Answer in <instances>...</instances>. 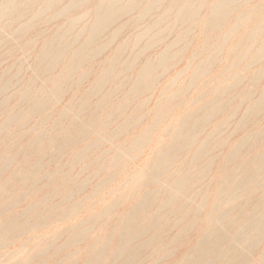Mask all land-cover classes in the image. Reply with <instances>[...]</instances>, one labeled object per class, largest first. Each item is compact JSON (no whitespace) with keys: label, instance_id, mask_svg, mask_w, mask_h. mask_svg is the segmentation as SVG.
<instances>
[{"label":"rangeland","instance_id":"rangeland-1","mask_svg":"<svg viewBox=\"0 0 264 264\" xmlns=\"http://www.w3.org/2000/svg\"><path fill=\"white\" fill-rule=\"evenodd\" d=\"M246 8H251L252 10L253 16H251V22H249L250 24H248L247 27L243 31H241L242 34L239 33L237 36L233 37L232 41L228 40L227 43L224 42L222 44L223 50L219 54L218 60L214 63V65L212 64L211 67L209 66L208 68L209 72L206 73V75L202 77L200 80H198L199 77L197 76H196L197 78H195V74L200 73L198 67L195 65H198L200 61L206 59L207 55L206 53L197 54V49L205 45L203 42L205 41L206 38L205 37L202 38L201 31L196 27H195L196 30L194 29L192 31L190 30V32L188 31L189 34L188 41L183 40L181 37L179 38L178 35L180 36L182 34V31L189 29V27H191L190 25H186V27H184L185 29L182 28L183 30H181V28L179 30L178 28L180 32L175 30L171 34H165L163 36L164 43L154 46V48L151 51L144 53V55H142L138 60L137 65L139 66H137L133 71H131V73H127L126 76H123L122 78L118 79L116 84H119L121 80H124V78L128 79L129 77H130L129 79L131 80L130 84H132L135 80L136 73H138V71L140 70V65L143 64L148 59V57L149 58L151 57V60L155 57L153 60L156 61L158 56L162 53L163 49H165L171 43L174 44L175 42H179V46L177 45V47H175V51L176 52L179 51V52L177 53L178 55L175 56L174 61L168 63L167 65H165V67L164 66L160 67V69L157 70L155 74V76H157L155 77L156 83L152 88V90L149 93L143 95L142 97H139V100H137L135 104H133L132 107L130 108L132 110L129 109L130 112H132L134 111L133 107L136 106L139 107L140 114L138 116L139 119L138 122L134 124L132 120L133 127L130 128L129 131H125L117 134H115V132H112V130H114L116 125L120 124L121 122H124V120H120V122H117V124L115 125L111 124L110 127L106 128V132H95L94 129L88 130L87 132H83V125L85 122L82 120H85L87 118L89 112L88 110L87 111H85L84 109L82 110V108H80L79 111L78 105L80 102L79 101L80 97L83 94H86L87 91L89 90V87L91 85L89 84V82L81 85L77 89H73L70 92H66V94H64L63 96L53 98L54 102L56 103L54 102L51 103L53 105L54 104L57 105L56 106L54 105L55 107L53 106L54 107L53 109H48L47 112L43 114V116H48L50 118L54 117L51 123L42 126L40 124L41 116L25 117L24 114H21L20 118L23 119L22 122L24 121L25 126L21 127L19 124L17 126L11 125V128L5 130V128H3L4 122L10 117V115L17 116L20 114V113H15L13 107L19 104L18 102L20 101V97L26 94L30 89L28 88L27 83L30 81L31 77L33 76L32 60L35 58L36 53L38 52L39 49L38 47L35 46L39 44L35 43L34 45L31 39L29 40L24 39L23 41L20 40L21 42L19 41L17 42L16 37L13 38L10 37L9 38L10 42L8 46L6 47L0 46V62L5 63L4 66L5 68L7 66H11V67L13 65L15 66V68L12 69L9 76L6 77L9 79L12 78L11 85L6 87L5 90V92L8 91L6 95L7 97L10 96L9 98L11 100L7 104V106L4 105L3 108L0 109V138L1 139L4 138L6 140V143L10 145L12 144L25 145L28 144V140L34 139L35 135L37 137L38 134V137L35 138L37 139L35 142V148L33 149L32 152L30 151L27 152L28 160L17 161L18 159L17 157V159L11 164L10 168L0 175V264H86L88 258L92 256L96 250H100L101 243L104 240H106L108 236L112 237V233L117 232V231L113 232V229L124 221L125 211H128L131 207H133L137 201L142 200V196L144 198L145 193H148L153 190L154 191L158 190L160 186L162 187V183L164 185L162 187V190H158L159 192V194L157 195L158 198L156 197L155 200H151L152 204L155 203L153 205L154 206L153 214L156 215L164 214V213L170 214L173 213L174 211L176 212V209H178L177 212L179 211L178 213L180 215H183V214H187L190 208H191L190 212L192 211V214L188 212L187 215H184L185 218H182V221L180 220L179 217L175 218L171 216L170 227H168L167 229L170 232L168 236L172 239H175L173 237L177 233H181L176 235V238H178V242L172 244L166 251L158 252V250H155L156 249L155 247H157L156 240L158 239V236H156L155 244L150 246L151 249L149 250V252L147 254H144V256L142 257V261L145 260L143 264H153L154 262H155L154 264H156L157 263L156 261H158L157 264H186V262L187 264L189 263L192 264L195 261V259L198 258V260H201L203 259V257L207 259V261H205L204 263L199 262L197 264H213V263L228 264V262H230V264L233 263L234 264H241V263L264 264V259H263L264 234L263 233L260 232L256 233L258 229H254L251 233L254 236L253 238L254 242H250L248 244L242 243L240 241L238 242V240L240 239V235L241 236L243 235V233H240V231L244 225L245 219L248 216H251V218H253L252 220H255L258 219V217H260L264 213V210L258 211L257 213V207H256V204H258L256 200H258L261 197L264 201V182H262L263 176L260 175L256 179L255 181L256 183L252 185L253 187L249 186V188L251 187L250 189L245 188L246 186L244 188L242 187V189L237 188L238 185L237 182H240V177L238 176L239 170L242 169L243 165L245 164V161L250 159V157H253L257 152H253V151L248 152V149H245L246 152L245 150H243L240 153H238L237 151L236 155L232 156L234 154L233 149L239 145L241 139L243 138V135L245 136V134L247 133L248 134L253 133L255 132L256 129L249 127L244 131L237 130L238 133L231 132V130L229 129H228L229 132L226 133L219 132L218 134H222V139L224 137V139L222 140V144L221 146H218L213 149V152H211L208 155L205 162H208L210 157L213 158L212 156H214L213 159L216 160L214 161L213 159H210L208 163L203 162V166H205V164L207 166H210L206 168V170H208L209 168L208 171L210 172L206 171V174L208 173L210 176L207 174L206 177L208 179L205 177L204 180L202 181V184H200V182L195 181L196 184H194V186L197 185L196 188L194 186L192 188V185L190 184L189 187L183 189V191L185 190L184 192L175 190V186H177L176 183L178 182L177 184H179V181L182 180L180 179V177L185 178L187 175V178L190 177L192 178L193 177L192 175H194V173L196 176L200 173V169L202 168L201 166L191 167L190 170L186 172L184 171L189 166L188 163H191L189 162L191 161V159L189 160V157L192 156L193 158L194 153L197 152V150H199L200 147L202 146L200 142L203 143V140H206L208 138L207 135L213 133V132L211 133V131H213L214 127H209L208 131H205V133L203 132V134L199 136V138L196 141L197 143L195 142L196 144H193V146L190 148L188 147V149L186 148V150H184L181 153V156L178 157L179 159L177 160V162L176 161H175L176 163L174 162L175 164L174 166H172L171 171L165 174L164 176H162L164 178L162 177L160 178L159 176H156L155 178H153L154 180L151 179L150 178L151 176L149 177L150 174H148L150 173L151 169H147L149 164L155 160L157 153L160 151L163 152L162 148H164L172 141H174L172 139L175 135V131L180 130L184 125L185 121L190 116L198 113L203 107L210 105L216 100L218 95L217 91H224L228 87L229 88L233 87L236 81L244 80L246 79L245 78L246 76H250L253 73H255L257 70L264 67V61H262L255 66H248L244 68V64H246L245 62L243 66H241L240 68H236L234 70L232 69L230 70L229 68L226 69V67L230 65L225 57V55H227L228 52L226 51L227 47L229 48V44L230 43L232 44L233 41L247 39L245 37V33L247 34V32L250 30L251 27L253 28L256 27L257 24L259 23V19L261 18V16H264V0H252L251 2H249L248 5H246ZM91 9L93 8L90 6H85L84 8H79L75 10L69 16H74L75 14L83 15L84 13L91 12L92 11ZM142 9L143 6H140V8H138L137 11H135L132 17H136L137 15H139ZM157 15L158 13L155 14V16ZM204 19L205 18L201 16L199 18H196L194 20V23L195 24L199 23L200 21H204ZM126 21H128V19L122 20L120 24L117 25L116 27H119L120 25H122L121 23L124 24ZM152 21L153 19L151 18L145 20L141 24L142 28H144L146 24H150ZM65 22H66L65 18H61L56 22L55 21L50 22L49 24L45 25V27L43 28H49V29L53 27L55 28L56 26H60ZM90 25L91 23H89V20L83 21L82 23H80V25H78L77 27L78 30L76 29L77 33L78 31L83 29L82 28L83 26L87 30ZM239 27L237 28L239 29ZM1 30H2V25H0V31ZM224 30L225 28L223 30L221 29L220 32H223ZM140 31H137V33L135 30H129V29L127 31H124L125 33L123 32L121 38H119L116 43H114L108 48V50L104 53V56H102L99 60L95 62V65L93 64L94 67L99 68L100 64L97 65V63L99 61H100L99 63H101L104 57L107 58L111 56L112 53L114 52L113 48L115 46L119 44H126V43L129 44L127 42L128 39L130 40L129 42H131V45H134L135 41L133 39L138 33H140ZM6 33L10 35L8 31H6ZM211 36L212 38L214 37L213 34H211ZM146 41L148 42L149 40H143L142 42H139L138 43L139 49L138 48L135 50L130 49L129 52L134 51V54H136V52L138 53L140 48L146 46ZM30 42L34 46H30V48H28L27 51H22V52L19 51L21 46ZM160 45L163 46L161 47ZM16 52H18V54H16ZM151 53L153 54V56ZM154 53H156L157 55ZM5 54H8L7 57H4ZM251 59L253 58L249 57L247 63L250 62ZM19 65L21 67L20 73L17 71L19 70L18 69ZM5 68L0 67V76L2 75V72L4 71L3 69ZM223 68L228 71L226 70L222 71ZM193 71L195 73H192ZM116 72L118 73V71ZM224 72L226 73L224 74ZM231 73L237 74L239 78L234 80ZM131 75L133 76L131 77ZM75 76L76 75L71 76L70 79L71 80L74 79ZM92 76L90 77V80L94 78V76L93 77ZM263 84L264 82H262V85ZM38 86L44 88V90L47 93H49V91L52 89L51 85L49 87L48 84L46 85L45 83L42 82H39ZM186 86H189V90L188 87ZM241 87L245 88V84L243 85L242 83ZM128 88L129 87H127L122 92V95H120L119 97L117 96L119 100L118 102H122L123 100L124 101L126 100L122 98L126 96L127 94L126 92ZM259 88H261L260 85L258 88L257 86L255 87L249 85L246 90L258 94V92L261 90ZM1 90L2 88L0 87V93ZM186 91L188 92L186 93ZM182 92L184 93L182 94ZM1 94H0V101H2L3 98L2 97L3 95ZM50 94H51L50 96L53 95L52 93ZM72 96H75L73 97L74 98L73 101L76 104L75 106H73V104L70 105ZM127 100L130 101L129 98ZM51 103L50 106L52 105ZM165 104L170 105L169 108L170 112L163 118L161 122L159 120L164 113V109L162 108V106H164ZM237 106L238 104L235 106L233 105L232 109L234 110L237 109L238 108ZM129 110H126L124 116H127L129 114ZM242 110H244V107H242L241 110H239V114L236 115L233 120H231V124L233 123L232 125L234 130L237 127L235 125L241 119L240 114ZM60 112L67 113L64 114L67 116V118L64 116L65 120L63 118V120L60 122L62 131H60L61 129L56 130V127H54L55 122L57 120L56 118L57 117L59 118ZM226 115L227 112L221 114L219 119L223 118ZM259 118L261 119L260 126L264 128V113H262V115L260 114ZM102 119L104 120L105 117L103 116L100 118V120ZM155 124L156 126L149 131V128H151ZM32 132H37V134H33ZM106 133L113 134L114 136L109 137L107 136ZM11 137L14 138V140L9 142V138ZM103 138L104 140L101 141V139ZM75 139H76V143L71 144L70 142ZM98 140L100 141L99 143H96L95 146H93L90 149H87V147L91 143H94ZM137 141L138 144H136ZM233 144L235 147L233 146ZM4 145L5 142L0 141V167L1 164L3 162H7L10 158L9 156L14 153V151L10 153V150L5 149ZM58 147L61 150H59ZM52 148L53 150H50ZM85 149H87L88 151L82 152ZM80 154L83 155L80 156ZM217 156L219 158H217ZM229 158H232L233 160V161L231 160L232 163L231 161L229 162ZM236 158L237 159L239 158L240 161L237 160ZM234 159L236 160V162ZM225 163L227 166L225 165ZM212 164H215L216 166ZM228 164L231 166L228 167ZM224 165L225 167H223ZM192 168L195 169V171ZM181 172H182V176H180L179 174ZM173 173L175 174L177 173L176 176L173 175V177L168 178L169 175L172 176ZM216 173H218V176ZM229 174L235 175V176L233 175L231 181L225 179V176H229ZM196 176H194L193 178H195ZM11 177L14 179V181L10 185L8 180ZM144 177L146 178L147 181L149 180L145 187L142 186V182L145 180ZM21 179H28V180L21 182ZM212 180L214 181L213 183ZM166 182L168 184H165ZM259 182L263 183V184L261 183L262 186L261 185L259 186L258 184ZM173 183L175 185H173ZM228 183L231 185L229 186ZM168 187L171 190L173 189V191L172 192L171 190L169 191ZM164 188H166V190ZM205 188L206 190H204ZM190 189L192 191H189ZM164 191L166 193H164ZM216 191H217V195L215 194ZM177 192H179L180 194ZM192 192L193 194L200 193L199 196H196V198L198 199L193 198L192 200L193 197ZM183 193L184 194L188 193V194L184 195ZM206 195L208 196L206 197ZM180 196L182 198L184 196V200H182ZM189 196L191 197L190 200L188 199ZM252 196L254 200H252L253 199ZM223 198L229 201V203L226 204L225 206H223L220 203L221 205L217 207L216 206L217 202L219 200L223 201ZM169 199H173V201L171 204L169 203L170 206L168 207V204L166 203L167 204L166 206L164 205V202L165 200L169 201ZM176 199H179V201ZM232 201H234V203H232ZM182 202H184L183 205L185 206L187 205V206L186 207L183 206ZM191 202L193 203V205L191 204ZM201 202L206 203L205 204L206 206H204V203ZM161 203L164 205L163 206L164 208L162 207L163 209H165L166 206L165 210L160 211L157 209L160 208L161 205L159 204ZM113 206L114 208L111 209ZM195 206H199V208L198 207L196 208L198 210L200 209L199 211L202 210V212H199L197 209H195ZM200 207L203 208L201 209ZM233 208H235V210ZM155 209H157L158 212L157 210L155 211ZM108 210H110L111 214L109 213V215L106 216L105 214L108 212ZM193 210H195V213L193 212ZM215 210L221 212L218 213L216 211L215 213L214 212ZM243 210H245V212ZM197 211L199 212V214L197 213ZM100 216H103V218L100 221L93 222L96 221L97 218ZM221 216H224L222 217L223 219L221 218ZM237 217L239 218L241 217V218L239 219ZM172 219H174V221ZM235 219H239V220H235ZM178 220L180 221L178 222ZM225 220H229V221H226V223H224ZM166 221L167 220H165V222L160 225L161 228L167 223ZM197 221H199V223ZM232 221H234L235 223L234 222L232 223ZM177 222L180 223V225ZM188 222L190 224H187ZM218 222L219 224H217ZM176 224H178V227L176 226ZM234 224H236L237 226ZM194 225L196 226L194 227ZM173 226L177 228L172 230L174 228ZM160 227L158 228L156 227V229H159ZM213 227H217V228L219 227V228L217 229ZM224 227L225 230L223 231ZM235 227H237V229ZM258 227L259 226H257L256 228ZM132 228L134 230L139 229L138 226H133ZM184 228L186 230L185 233L183 234L182 231H184ZM205 228L208 230H205ZM210 228L211 230L212 229L213 230L209 231ZM230 228L232 230H230ZM189 229H191L190 230L191 232L189 231ZM79 230L82 231L87 230V233H85L80 240H77L72 244L67 245V242L70 240V238H72L76 232H79ZM232 231L234 232L232 233ZM216 232L217 235H221V233L222 234L224 233L228 237L227 238L228 240L225 242L226 245L223 246L224 248L220 253V255L223 254L221 255L222 256L221 258H214L215 255L213 253H210L211 255L208 254L207 248L205 246L202 248V245L200 243L202 242V240H204L203 238L206 239L205 236L208 235L215 236ZM257 237H260L261 239ZM234 238L236 239V242ZM146 239H147L146 241L150 240L149 238ZM233 240L235 242V245ZM113 242L114 243H111L110 245L116 244L115 240H113ZM256 245L257 247H255ZM190 248H192L191 251ZM171 250L172 251L175 250V251L172 252ZM234 250L238 253L235 254ZM192 253H194V255ZM148 254L149 256L146 258ZM165 254L168 255L166 256ZM201 254H203L204 256ZM229 255H231L230 257L232 261L230 257H228ZM232 255L233 256L236 255V257H232ZM109 256H110L109 253L107 255H104L103 259L105 258L106 260L104 264H107L111 260V256L110 258ZM211 256L212 258L209 259V257ZM225 256L226 258H224ZM150 257L152 258L150 259ZM160 258L163 259L160 260ZM244 258L245 259L248 258V259L245 260ZM228 259L230 260L228 261ZM236 259H240V261L239 260L236 261ZM178 260H180V262Z\"/></svg>","mask_w":264,"mask_h":264},{"label":"bare ground","instance_id":"bare-ground-1","mask_svg":"<svg viewBox=\"0 0 264 264\" xmlns=\"http://www.w3.org/2000/svg\"><path fill=\"white\" fill-rule=\"evenodd\" d=\"M251 1L252 0H213V1L212 0H0V25H2V30L0 31V46H5V47L8 46L9 42H10L9 41L10 37H12V38L16 37L17 42L18 41L21 42L24 39H28V40L31 39L32 43L34 45H35V43L39 44V45L35 46V47H38L39 49H38V52L36 53L35 58L32 60L33 61V64H32L33 76L31 77L30 81L27 83L28 88H30L29 89L30 92L28 90L29 93L27 92L24 95L21 94L22 97H20V101L18 100L19 104H17L15 107H13L14 112L20 113V114L17 116L10 115V117L4 122L3 128H5V130H8L9 128H11V125L17 126L18 124L21 127H24L25 126L24 121L22 122L23 119L20 118L21 114H24L25 117L26 116H29V117L41 116L40 124L42 126H45L48 123H51V121L54 117L50 118L48 116H43V114L45 112H47L48 109H53L57 105V104L56 105L54 104L55 105L54 106L51 103V102H54L53 98L63 96L64 94H66V92H70L73 89H77L81 85L89 82V84H91L89 87V90L87 91L86 94H83L80 97V100H79L80 102L78 105L79 111H80V108H82V110L83 109L85 111L88 110V112H89L87 118L85 120H82L86 123V124L84 123V125H83V132H87L88 130H91V129H94L95 132H106V128L110 127L111 124H113V125L117 124V122H120V120H124V122H121L120 124L116 125V127L114 128V130H112V132H115V134H117V133L129 131V129L133 127V122H134V124H136L138 122V120H139L138 116L140 114L138 106L135 105L136 107H133L134 111H132V112H130V110H132L130 108L132 107L133 104H135V102L137 100H139V97H142L143 95L149 93L152 90V88L154 87V85L156 83L155 77H157V76H155V74H156L157 70H159L160 67H162V66L165 67V65L174 61L175 56H177L178 55L177 53L179 52V51L178 52L175 51V47H177V45L179 46V42H175L174 44L171 43L165 49H163V51L161 50L162 53L158 56L156 61L153 60L155 57L152 60H151V57L150 58L148 57V59L143 64L140 65V70L138 71V73H136L135 80L132 84H130L131 83L130 82L131 80L129 79L130 77L128 79L124 78V80H121L119 84H116L117 80L122 78L123 76H126L127 73H131V71H133L137 66H139V65H137L138 60L142 55H144V53L151 51L154 48V46H157L159 44L164 43L163 36L165 34H171L175 30L179 31L180 28H181V30H183L182 28L186 27V25H190L191 27H189V29H187L185 31H182V34L180 36L178 35L179 38L181 37L183 40L188 41L189 40L188 39V37H189L188 31L190 32V30L191 31L194 29L196 30V28H198L201 31L202 38L203 37L206 38L205 41L203 42L205 45H203L202 47H199L197 49V54L198 53L199 54L206 53V55H207L206 59L200 61L198 65H195L198 67V70L200 71V73L195 74V78L199 77L198 80H200L202 77H204L206 75V73L209 72V70H208L209 66L211 67L212 64L214 65V63L218 60V56L223 50L222 44L224 42L227 43L228 40L232 41L233 37L237 36L239 33L242 34L241 31H243L247 27V25L250 24L249 22H251V16H253V14H252L251 8H246V5H248L249 2H251ZM85 6L92 7L93 8V9H91L92 11L84 13L83 15H76L75 14L74 16H69L75 10H77L79 8H84ZM140 6H143L142 11L136 17H132V15H134L135 11H137V9L140 8ZM53 10H54V12H53ZM157 13H158V15L155 16V14H157ZM201 16H203V18H205L204 21H200L199 23L195 24L194 20L196 18L201 17ZM61 18H65L66 22L61 24L60 26H56L55 28L53 27L51 29L43 28V27H45V25L49 24L50 22H53V21L56 22L57 20H59ZM149 18L153 19V21L150 24H146L145 27L142 28L141 24ZM124 19H128V21H126L124 24L121 23L122 25H120L119 27H116ZM85 20H89V23H91V25L88 27L87 30L85 29L86 25H85V28L83 26L82 27L83 29L78 31V33H77L76 29H77L78 25H80V23H82ZM237 27H239V29ZM178 28H179V30H178ZM224 28H225V30L223 32H220V30L221 29L223 30ZM128 29L129 30H135L136 33H137V31L141 30L140 33H138L133 39L135 41V44L131 45V42H129L130 40L128 39L127 42L129 44H127L125 42L126 44H119V45L115 46L113 48L114 52L112 51L113 52L112 55L107 57V58L104 57L103 60L101 61V63H99L100 61L97 63V65L100 64L99 68H95L94 67L95 62L97 60H99L102 56H104V53L108 50V48L111 45H113L114 43H116L118 41V39L121 38L123 32L127 31ZM4 30H5V32H4ZM6 31H8L11 36L9 34H7ZM191 34H193V33H191ZM211 34L214 35L213 38H212ZM247 34L245 33V37L247 39L233 41L232 44L230 43L231 45L229 44V48L227 47L226 51H228V52H227V55H225V57H226V60L229 62L230 65L228 67L224 66V67H226V69L229 68L230 70L231 69L234 70L236 68H240L241 66H243V64L245 62H246V64H244V68L248 67V66H255V65L259 64L260 62L264 61V16H261L257 26L254 28L251 27L250 30L247 32ZM2 37H3V39H2ZM130 37H131V34H130ZM171 37H173V36H171ZM143 40H149V41L148 42L146 41V46H143V48H140L138 53L136 52V54H134V51L129 52L130 49H133V50H135L137 48L139 49L138 43L142 42ZM165 41H166V39H165ZM33 44H31V42L26 43L25 45L21 46L19 51H21V52L27 51L28 48H30V46H34ZM144 44H145V41H144ZM140 47H141V45H140ZM173 53H175V54H173ZM8 54H5L4 57H7ZM16 54H18V52H16ZM154 54H156V53H154ZM152 56H153V54H152ZM249 57H251L253 59H251L250 62L247 63ZM191 61H192V59H191ZM17 63H15V64H17ZM120 63H121V65H120ZM4 66H5V63L0 62V67L5 68ZM13 68H15L14 65L12 67L7 66L5 69H3L4 71L2 72V75L0 76V87L2 88V90H1L2 94L0 93L1 95H3V93L5 92L6 87L10 86L12 83V78L9 79L6 77L9 76V74L11 73ZM18 69L19 70H17V71L20 73V71H21L20 65L18 66ZM226 69L223 68L222 71L226 70ZM196 70H197V68H196ZM116 71H118V73ZM194 71H195V69H194ZM194 71L192 73H195ZM226 71H228V70H226ZM225 73L226 72H224V74ZM74 75H76V76L74 77V79H72L73 80L72 81L70 79V77L74 76ZM92 75L94 76V78L92 80H90V77ZM132 76L133 75H131V77ZM232 76H233L234 80L239 78L237 76V74H232ZM160 77H161V75H160ZM245 78L246 79H244V80L236 81L235 85L231 88L228 87L224 91H217L218 95H217L216 100L213 103H211L208 106L203 107L198 113L190 116L185 121L182 128L178 131H175V135L173 134L174 137L172 139L174 141H172L170 144H168L167 146L162 148L163 152L162 151L158 152L156 157H155V160L149 164L147 169H151L150 173H148V174H150L149 177L151 176L150 177L151 179L155 178L156 176H159L161 178L165 174L169 173L172 169V166H174V164L179 159L178 157L181 156V153L184 150H186V148L188 149V147L190 148L193 146V144H196L197 143L196 141L199 138V136L202 135L203 132L205 133V131H208L209 127H214L213 131H211V133L212 132L213 133L210 135H207L208 138L206 140H203V143L200 142L202 146L200 147L199 150H197V152L194 153L193 158H192V156L189 157V160L191 159V161H189V162H191V163H188L189 166L184 171V172H186V171L190 170L191 167H196V166L200 167L201 166L202 168L201 169L199 168L200 173L197 176L194 173V175H192V176L193 177L196 176L195 178H193V177L187 178L186 174H185L186 177L184 176L185 178L180 177V179H182V180H180V181L177 180V181H179V184H177L178 182L176 183L177 186H175V190L183 191V189H186L187 187H189L190 184L192 185V188H193L194 184H196L195 181L200 182V184H202V181L204 180V178L208 174V173L206 174V171H208L209 168H208V170H206V168L210 167V166H207L205 163H208L210 159L214 158V156H212L213 158L210 157L208 162H205V160L207 159L208 155L211 152H213L214 148L221 146L222 140L224 139V137L222 139V134H218V133L219 132H225V133L229 132L228 129L231 130V132L238 133V131H241V130L244 131L245 129H248L249 127H251L253 129H256L255 132L250 133V134L247 133V134H245V136L243 135V138L241 139L239 145L233 149L234 154L232 156L236 155L237 151H238V153H240L245 149H248V152H251V151L257 152L254 156L252 155L253 157H250V159L245 161V164L243 162L244 165H243L242 169L239 170L238 176L240 177V182H237V184H238L237 188L242 189V187L244 188L245 186H246L245 188H249V186L253 187L252 185L256 183L255 181L260 175L263 176L262 182H264V128H262L260 126L261 119L259 118L260 114L262 115V113H264V84L262 85V82H264V67L257 70L252 75L246 76ZM192 81H193V79H192ZM39 82L45 83L46 85L48 84L49 87L51 85L52 89L50 88L51 90L49 91V93H47L44 90V88L38 86ZM242 83H243V85L245 84V88L241 87ZM239 84H241V85H239ZM41 85H43V84H41ZM249 85H252L255 87L257 86V88L260 85L261 88H259V89H261V90L258 92V94H255L254 92H251V91H247L246 89L248 88ZM127 87H129L130 90L128 88L129 91L127 90L126 96L122 98V99H126V100L125 101L121 100L122 102H118L119 100H118L117 96L119 97L120 95H122V92ZM186 87H188V90H189V86H186ZM190 87H192V86H190ZM249 89H250V87H249ZM255 91H257V90H255ZM7 92H5L4 95L2 96L3 98H2V101H0V109L3 108L4 105L7 106V104L11 100L9 98L10 96L7 97V95H6ZM177 92H178V90H177ZM184 92H182V94ZM187 92L188 91H186V93ZM50 93H52L54 96L53 95L50 96L51 95ZM176 94H178V93H176ZM73 97H75V96H72V100L70 102L71 103L70 105L73 104V106H75L76 104L73 101V99H74ZM128 98L130 99V101L127 100ZM27 102H29V103H27ZM77 102H78V100H77ZM50 103L52 104L51 106H50ZM54 103H56V102H54ZM237 104H238V106H237L238 108L235 110L232 109V106L233 105L235 106ZM242 107H244V110H242V112L240 114L241 119L239 118L240 119L239 122L238 123L236 122L238 125L237 124L235 125L237 127L234 130L233 125H232L233 123L231 124V120H233L235 118V116L239 114V110H241ZM162 108L164 109V113L159 120L161 122H162L163 118L170 112V109H169L170 105L165 104L164 106H162ZM70 109H71V107H70ZM74 109H75V107H74ZM126 110H129V114L127 116H124V113L126 112ZM5 111H3V112H5ZM203 111H205V112H203ZM226 112H227V115L224 116L223 118L219 119L221 114L226 113ZM64 114H67V113H65V112L61 113L60 112L59 118L58 117L56 118L57 120H56L55 125H54V127H56V130L61 129L60 131H62V127L60 126L61 125L60 122L63 120L64 116L67 118V116ZM103 116L105 117V119L100 120V118ZM64 120H65V118H64ZM132 120H133V122H132ZM20 122H22V123H20ZM155 126H156V124L153 125L151 128H149V131L152 130ZM32 133L37 134V132H32ZM106 134L109 137L114 136L113 134H109V133H106ZM77 136H79V135H77ZM37 137H38V134H37ZM37 137L35 135V138H37ZM112 138H114V137H112ZM34 139L28 140V144H25V145H16V144L10 145V144L6 143V140L4 138L3 139L0 138V141L5 142V145H4L5 149H9L10 153H12V151H14V153L9 156L10 157L9 160L7 162H3L1 164L0 175L3 174L5 171H7L10 168L11 164L17 159V157H18L17 161L28 160L27 152H29V151L32 152L33 149L35 148V142L37 139H35V140ZM12 140H14V138H12V137L9 138V142H11ZM102 140H104V138L101 139V141ZM25 141H24V143H25ZM238 141H236V142H238ZM64 142H66V141H64ZM99 142L100 141L98 140L94 143H91L87 147V149L92 148L93 146L96 145V143H99ZM70 143L75 144L76 139L72 140ZM136 144H138V141L136 142ZM236 145H237V143H236ZM233 146H234V144H233ZM87 149L83 150L82 152L88 151ZM50 150H53V148ZM59 150H61V149L59 148ZM245 152H246V150H245ZM223 154H224V152H223ZM81 155H83V154H80V156ZM226 156H228V155H226ZM239 156H240V154H239ZM245 156H248V155H245ZM244 157H242V158H244ZM217 158H219V157L217 156ZM232 158H229V162L232 160ZM237 160H239V158ZM232 161H231V163H232ZM203 162H205L204 163L205 166H203ZM223 162H224V160H223ZM235 162H236V160H235ZM211 163H213V162H211ZM215 164H212V165H215ZM225 165H226V163H225ZM225 165L223 167H225ZM229 166H231V165L228 164V167ZM179 168H181V167H179ZM193 170L195 171V169H193ZM222 171H220V172H222ZM182 172H183V170H182ZM182 172L179 173L180 176H182ZM184 172H183V174H184ZM208 172H210V171H208ZM218 173H216L217 176H218ZM222 173H224V172H222ZM176 174L173 173L172 176L169 175L168 178L173 177V175L176 176ZM235 174H236V172H235ZM233 175L234 174H229V176H225V179H227L228 181H231V178L233 177ZM239 177H236V178H239ZM162 178H164V177H162ZM236 178H235V181H236ZM144 179L145 180L142 182L143 187H145L149 181V180L147 181L145 177H144ZM26 180H28V179H21V182H24ZM213 180H212V183L214 182ZM8 181H9V184L11 185L13 183L14 179L11 177V178H9ZM160 181H161V179H160ZM174 182H175V180H174ZM262 182L258 183L259 186L261 185ZM210 183H211V181H210ZM226 183H227V181H226ZM165 184H168V183L166 182ZM163 185L164 184L162 183V187H163ZM173 185H175V184L173 183ZM230 185L231 184H229V186ZM198 186H199V184H198ZM162 187L160 186L159 189L158 188L157 189L162 190ZM177 187H178V189H177ZM194 187L196 188L197 185ZM232 187H233V185H232ZM164 189L166 190V188H164ZM168 189H169V191L171 190L169 187H168ZM191 189L189 191H192ZM158 190H155V191L153 190V191H150L148 193H145L144 198L142 196V200L137 201L133 207H131L128 211H125L124 221L120 225H118L116 228L113 229V232H116V231L117 232L112 233V237L108 236L107 239L101 243L100 250H96L94 252V254L88 258V261L86 264H101V263L104 264L106 260H105V258L103 259V257H104V255H107L108 253L111 256V260L107 264H143L145 262V260L142 261V257L144 256V254H147L149 252V250L151 249L150 246L155 244V237L156 236H158V239L156 240L157 247H155L156 248L155 250H158V252L159 251L160 252L166 251L172 244L178 242V238H176V235L181 234V233H177L173 237L175 239H172L168 236L170 232L167 229H168V227H170L171 216L175 217V218L179 217L180 220L182 221V218H185L184 215H187L188 212L190 214H192V211L190 212L191 208L188 210L187 214H183V215H180L178 213L179 211L177 212L178 209H176V212L174 211L173 213H170V214L169 213L157 214V215L153 214L154 213L153 212V209H154L153 205L155 203L152 204L151 200H155L156 197L158 198V196H157L159 194ZM204 190H206V188ZM260 190H261V188H260ZM172 191H173V189L171 190V192ZM204 192H207V191H204ZM253 192H254V190H253ZM164 193H166V192L164 191ZM177 193H179V192H177ZM187 194H184V195H187ZM215 194L217 195V191ZM192 195H193V197H192V200H193V198H196V196H199L200 193H197V194L194 193L193 194V192H192ZM163 196H164V194H163ZM176 196H177V194H176ZM207 196L208 195H206V197ZM220 196H222V195H220ZM190 198L191 197L189 196L188 199L190 200ZM201 198H203V197H201ZM252 198H253V196H252ZM173 199H169V201L165 200L164 205L167 206V204H168V207H169L170 204L172 203ZM181 199L184 200V196H183V198L181 197ZM196 199H198V198H196ZM176 200L179 201V199H176ZM234 200H236V199H234ZM252 200H254V198ZM256 201L258 203V204H256L257 213H258V211L264 210V204H263L264 201L261 197ZM204 202H205V200H204ZM204 202H201V203H204ZM251 202H253V201H251ZM162 203L159 204V205H161L160 208H157L160 211L166 209V206H165V209H163L164 205ZM183 203L184 202H182V205H183ZM199 203H200V201H199ZM220 203L223 206H225L226 204L229 203V201H227L225 198H223V201L219 200L217 202L216 206L219 207L221 205ZM232 203H234V201H232ZM187 204H188V202H187ZM191 204L193 205L192 202H191ZM205 204L206 203H204V206H206ZM211 205H213V204H211ZM181 206H180V208H181ZM183 206H185V205H183ZM196 207L199 208V206H195V209H197ZM230 207H231V205H230ZM113 208H114V206L111 209H113ZM200 208L202 209L203 207H200ZM235 208H237V207H235ZM235 208H233V209L235 210ZM252 208H250V209H252ZM157 209H155V211ZM216 209H218V208H216ZM110 210H108V212L105 214L106 216L109 215ZM158 210H157V212H158ZM171 210H173V209H171ZM210 210H211V208H210ZM198 211H197L198 214H199V212H202V210L199 212ZM216 211L217 210H215L214 212L216 213ZM243 211L245 212V210H243ZM193 212L195 213V210H193ZM220 212H218V213H220ZM231 214H233V213H231ZM176 215H178V216H176ZM208 215H209V213H208ZM224 216H221V218ZM102 218H103V216H100L97 218L96 221H93V222H98ZM237 218H239V217H237ZM239 219H235V220H239ZM252 219L253 218H251V216H248L245 219L244 225L240 231V233H243V235L242 236L240 235V239L238 240V242L240 241V242L246 243V244H248L250 242H254L253 241L254 236L251 234L254 229H258L256 233L260 232V233L264 234V213L260 217H258V219H255V220H252ZM165 220H167L166 222L168 224L166 223L161 228L160 225L162 223H164ZM172 220L174 221V219H172ZM180 220H178V222ZM199 221H197V222L199 223ZM203 221H202V223H203ZM226 221H229V220H225L224 223H226ZM234 221H232V223ZM89 223H91V222H89ZM178 224L180 225V223H178ZM178 224H176L177 227H178ZM187 224H190V223L188 222ZM193 224H195V223H193ZM217 224H219V222ZM220 224H222V223H220ZM227 224H229V223H227ZM234 225H236V224H234ZM133 226H138L139 229L134 230L132 228ZM195 226L196 225H194V227ZM204 226H205V224H204ZM213 226H216V225H213ZM217 226H219V225H217ZM222 226H224V225H222ZM257 226H259V227L256 228ZM156 227L157 228L160 227V228L156 229ZM177 227H174L172 230H174ZM185 228H184V231H182L183 234L185 233V230H186ZM213 228H217V227H213ZM235 228L237 229V227H235ZM190 230L191 229H189V231ZM205 230H208V229L205 228ZM212 230L210 228L209 231H212ZM224 230H225V227L223 228V231ZM230 230H232V229L230 228ZM229 231H228V233H229ZM217 232L215 233L216 235H217ZM233 232L234 231H232V233ZM85 233H87V230H85V231L79 230V232H76L75 235L72 238H70V240L67 242V245H70L73 242L80 240L84 236ZM216 235L215 236L214 235L205 236L206 239L203 238L204 240H202V242H200V243L202 245V248L204 246L207 248L208 254L213 253L215 255L214 258H221L222 257L221 255H223V254L220 255V253L222 252V250L224 248L223 246L226 245L225 242L228 240L227 239L228 237L224 233L223 234L221 233V235H217V236ZM186 236H185V238H186ZM232 236H230V237H232ZM146 238H149L150 240L148 239L149 241H146L147 240ZM257 238H260V237H257ZM113 240H115L116 244L110 245L111 243H114ZM233 242H234V240H233ZM235 242H236V239H235ZM235 242H234V245H235ZM256 244H258V243H256ZM255 247H257V245ZM191 249L192 248H190V251H191ZM237 249H240V248H237ZM176 250H178V249H176ZM193 250H194V248H193ZM174 251H172V252H174ZM153 252H154V250H153ZM169 253H170V251H169ZM234 253L236 254L238 252H236L234 250ZM192 254L194 255V253H192ZM201 255H203V254H201ZM110 256H109V258H110ZM148 256H149V254L146 256V258ZM230 256L231 255H229L228 257H230ZM188 257H189V254H188ZM232 257H236V255L235 256L232 255ZM241 257H242V255H241ZM151 258L152 257H150V259ZM211 258H212V256L209 257V259H211ZM224 258H226V256ZM248 258H249V256H248ZM248 258H246V259H248ZM162 259L163 258H160V260H162ZM230 259H231V257H230ZM230 259H228V261ZM180 260H178V261L180 262ZM237 260L240 261V259H236V261ZM245 260H243V261H245ZM190 261H192V260H190ZM205 261H207V259H205L204 257L201 260H198V258H197V259H195V261L192 264H197L199 262L204 263ZM231 261H232V259H231ZM156 262L158 263V261H156ZM186 264H187V262H186ZM228 264H230V262H228Z\"/></svg>","mask_w":264,"mask_h":264}]
</instances>
